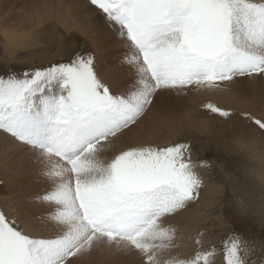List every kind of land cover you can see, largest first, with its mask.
<instances>
[{"label":"snow or ice","instance_id":"obj_1","mask_svg":"<svg viewBox=\"0 0 264 264\" xmlns=\"http://www.w3.org/2000/svg\"><path fill=\"white\" fill-rule=\"evenodd\" d=\"M121 39L132 71L126 88L73 48L66 60L0 68V133L23 150L43 183L38 224L0 208V264H83L97 250L137 264H264L232 232L219 245L193 238L190 254L174 219L198 202L204 181L188 143L131 142L164 92L217 91L236 78L264 79V0H89ZM205 108L231 119L236 113ZM264 133V116L240 113Z\"/></svg>","mask_w":264,"mask_h":264},{"label":"rangeland","instance_id":"obj_2","mask_svg":"<svg viewBox=\"0 0 264 264\" xmlns=\"http://www.w3.org/2000/svg\"><path fill=\"white\" fill-rule=\"evenodd\" d=\"M99 16L89 0H0V68L46 66L66 60L73 48L87 50L113 90H123L133 73L123 63L121 39ZM208 103L236 115L219 117L205 108ZM240 113L264 116V79L239 77L217 91L161 93L128 138L188 143L191 161L209 165L196 169L204 181L198 202L173 221L186 245L182 253H191L199 232L205 248L236 232L256 250L254 258L264 255V133ZM42 190L38 166L0 133V208L14 205L23 220L38 224L45 215L36 200ZM216 259L223 264L222 253ZM83 264H137V257L97 250Z\"/></svg>","mask_w":264,"mask_h":264},{"label":"bare ground","instance_id":"obj_3","mask_svg":"<svg viewBox=\"0 0 264 264\" xmlns=\"http://www.w3.org/2000/svg\"><path fill=\"white\" fill-rule=\"evenodd\" d=\"M60 17V16H59ZM64 18H65V16H64ZM58 19H60V18H58ZM63 19V18H62ZM103 24V23H102ZM105 28H106V26H104ZM240 88L242 89V90H244V87H242V85H240ZM260 91V90H259ZM238 92H240L239 90H238ZM176 106V105H175ZM25 173V172H24Z\"/></svg>","mask_w":264,"mask_h":264}]
</instances>
